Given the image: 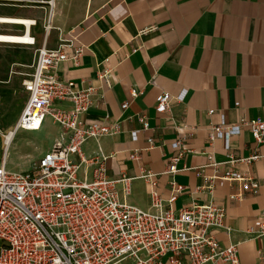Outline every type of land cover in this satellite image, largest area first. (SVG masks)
I'll use <instances>...</instances> for the list:
<instances>
[{"label": "crops", "instance_id": "0c3cea01", "mask_svg": "<svg viewBox=\"0 0 264 264\" xmlns=\"http://www.w3.org/2000/svg\"><path fill=\"white\" fill-rule=\"evenodd\" d=\"M0 20L35 21L29 33L36 47L45 43L56 49L63 39L72 42L63 48L67 54L82 49L79 65L62 63L56 75L78 90L95 89V104L81 117L84 123L119 128L115 136L89 141L83 151L90 155L99 145L107 155L109 175L131 179L129 204L150 207V185L139 178L144 171L156 175L161 199H170L164 172L171 144L183 139L192 153L177 165L184 169L174 176L182 192L166 207L175 212L191 203L224 207L230 231H214L215 238L226 247L237 244L241 264H264V237L248 232L260 228L264 208V142L256 147L242 128L230 139L229 150L223 140L208 143L209 125H235L239 116L264 119V0H55L47 32L37 9L0 6ZM24 29L0 22V34ZM0 49L6 50L0 51V63H10L5 73L11 71L0 81V91L22 90V98L14 97L22 102L14 126L27 99L22 81L32 73L34 48L0 44ZM105 71L112 76L110 88L100 78ZM131 90L138 93L136 98ZM164 92L173 97L169 113L158 114L156 99ZM0 98L2 110L10 99L1 93ZM124 103L128 107L122 111ZM58 107L70 109L71 104ZM140 119L147 122V130ZM51 123L59 137V127L48 118L40 131L26 133L43 136ZM134 152L138 160L130 159ZM255 153L260 158L250 164L226 163L231 156L248 158ZM209 154L218 166H210ZM232 172L253 177L257 194L242 193L240 183L228 179ZM237 194L242 197L233 199Z\"/></svg>", "mask_w": 264, "mask_h": 264}, {"label": "built area", "instance_id": "2783aa9c", "mask_svg": "<svg viewBox=\"0 0 264 264\" xmlns=\"http://www.w3.org/2000/svg\"><path fill=\"white\" fill-rule=\"evenodd\" d=\"M0 6L42 11L47 32L52 24L55 0H0ZM34 24L35 21H23L17 25H23L24 30L0 34V44L34 48L35 56L32 73L22 81L27 95L25 105L6 135L38 132L47 118L59 127L60 135L49 150L26 167L11 170L7 167V155L2 157L0 264H241L238 245L223 246L213 233L230 231L225 224L224 207L191 203L177 212L166 207L182 192L174 176L184 169H178L177 165L192 153L183 139L171 144L172 154L164 172L169 178L167 202L155 190L156 175L149 171L140 175L151 189L148 209L127 202L131 179H114L109 175L105 166L107 155L99 145L90 155L85 154V144L115 136L119 128L81 120L95 104L97 93L91 86L78 90L72 81L60 80L56 70L66 62L79 65L82 49L67 54L63 48L71 47L72 42L63 39L56 49L47 48L45 43L36 47L35 38L29 33ZM100 78L106 80L108 88L112 86L110 71L101 73ZM137 95L131 90L132 98ZM172 98L167 92L161 93L156 99L155 111L169 113ZM66 102L71 104L70 109L58 107ZM127 107L124 103L122 111ZM140 123L144 130L148 129L144 119ZM242 128H247L256 147L264 142V119L248 120L239 116L235 125H209L208 143L223 140L225 149L229 150L230 139ZM11 143L3 144L5 153ZM207 157L210 166H218L211 154ZM259 158L256 153L248 158L231 156L226 163L250 164ZM130 159L138 160V154L132 153ZM228 179L240 183L242 193L258 192L259 185L250 175L232 172ZM207 188L210 190V186ZM241 197L237 194L232 198ZM259 218L260 228L248 231L256 238L264 237V208Z\"/></svg>", "mask_w": 264, "mask_h": 264}, {"label": "rangeland", "instance_id": "374dc122", "mask_svg": "<svg viewBox=\"0 0 264 264\" xmlns=\"http://www.w3.org/2000/svg\"><path fill=\"white\" fill-rule=\"evenodd\" d=\"M0 66L3 70L0 72V81H3L11 76V71L8 74L5 73V69L10 68V63L4 60ZM0 93L10 99L6 107L0 109V128L2 130V134H0V162L2 157L7 155V167L11 170H18L20 167L35 163L40 155L50 148L52 138H57L59 132L52 123L51 128L49 127L50 129L43 136L19 132L14 136L8 153H5L3 151L4 136L10 131L18 116L19 108L22 105V90H5L0 91ZM18 96L21 98L19 102H16L14 97L18 98Z\"/></svg>", "mask_w": 264, "mask_h": 264}, {"label": "bare ground", "instance_id": "6f19581e", "mask_svg": "<svg viewBox=\"0 0 264 264\" xmlns=\"http://www.w3.org/2000/svg\"><path fill=\"white\" fill-rule=\"evenodd\" d=\"M2 22H7V23H15V24H22L23 23V21H19V20H2ZM14 134H8V135H5V137H4V144H9V142H11L12 140H13V138H14ZM6 153H8L7 151H6Z\"/></svg>", "mask_w": 264, "mask_h": 264}]
</instances>
